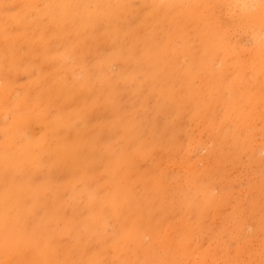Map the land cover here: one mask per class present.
Here are the masks:
<instances>
[{"label": "rangeland", "instance_id": "1", "mask_svg": "<svg viewBox=\"0 0 264 264\" xmlns=\"http://www.w3.org/2000/svg\"><path fill=\"white\" fill-rule=\"evenodd\" d=\"M0 264H264V0H0Z\"/></svg>", "mask_w": 264, "mask_h": 264}]
</instances>
